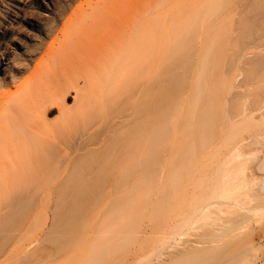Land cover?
<instances>
[{
	"label": "bare ground",
	"instance_id": "1",
	"mask_svg": "<svg viewBox=\"0 0 264 264\" xmlns=\"http://www.w3.org/2000/svg\"><path fill=\"white\" fill-rule=\"evenodd\" d=\"M134 1H137L136 4L139 2V0ZM136 4L134 3L137 7ZM261 6L264 9V0L261 2ZM132 8L135 11L137 9H134L133 6ZM101 14L103 16L102 12L99 15ZM97 15L95 14L93 17L88 15V20L86 19L87 16L83 17L86 19H84L85 21L90 22L87 30L84 29L86 26L83 27V30L82 27L81 29L78 28L80 31L73 28L75 31L71 32V37L76 39H68L69 43L67 40L60 49L58 48L59 51L54 58L52 57L54 59L53 64L47 65V67L45 64V69H41L39 73L37 71V78L34 81L24 79L25 81L20 82L25 77H23L24 71H21L10 61V57L13 55L11 48L14 47V44L10 46L8 43L3 44L0 54V81L1 84L5 85L0 84V264H113L114 262H111L114 261V256L119 255L116 250L120 252L121 249H125L126 244L128 246L131 243L129 241L131 237L134 243L132 242L133 244L128 248H132L133 245L138 247L135 246L134 251L129 250L130 252H127L129 254L127 261L132 258L130 264H170L171 262L173 264V260L177 262V259L180 260L187 252H194L200 249V246L215 244L213 247H220L223 243L225 245V242H228L226 240H230L231 236L234 237V230L235 233L236 230L240 231L253 219L252 217L258 216L264 211V204H262L264 179L261 181L262 186L260 185L261 182L256 180L262 188L258 193L259 186H255V178H253L254 182L250 180L249 183L248 175L246 178L240 177L242 179L248 178L246 182L239 178L238 173H224L219 180L220 182L217 181L216 183L213 182L216 179L215 175L213 177L208 176L210 195L215 192L212 195L213 198L193 209L188 215L170 223L165 230L156 223L158 214H160L159 208L161 211L165 208L162 198L157 203L158 194L161 190H163L161 192H165V188L167 191L172 181L171 179L165 180L170 185L165 183L164 177L167 176L168 178V172L162 166H155L151 144L149 147L151 141L152 95L150 92L152 90L150 89L152 88V81L151 84L148 81L153 77H147L149 79L145 77V80L143 77L145 74H140L144 71L140 70L148 68L150 72L149 66H152V61H150L152 57L149 58L151 40L99 39L98 35L96 39L94 31L97 27L96 29L94 27L99 21ZM160 15L156 16L158 18L155 17L157 19L155 22H158V19L160 20L162 17L163 19L166 18H164L165 15ZM168 15L166 16L168 17ZM175 16L173 17L175 18ZM170 19L173 20V18ZM164 29L166 28L164 27ZM175 30L177 29L175 28ZM161 31H158L159 34L163 33ZM93 34L95 35L93 36ZM127 35L129 36V34ZM252 41L253 46L250 48L243 47L238 52V56L240 57L242 53L243 60H249L255 55L254 51H258V54L263 56L258 65L264 68V54L261 51L264 48V39H252ZM180 57L183 60L185 58L182 51ZM114 64H117V69L119 68L118 65H121L123 70L118 69L122 72H118L119 75H117L119 80L115 83L116 91L117 89L123 90L117 88L122 84L123 87L126 86L127 89L125 87L124 89L128 91V94L125 90L120 93L117 91L121 95L119 99L115 89L116 96L113 95L114 91L112 93L104 88L109 85L108 77L115 74V71L112 72L111 70ZM135 64L138 68L135 67ZM184 66H188L185 61ZM235 68L236 62H232L230 67V72H233L231 82L236 84L237 88H243L245 85L244 73L237 72ZM117 69L116 71H118ZM136 71L141 76L139 75L138 78L135 76L136 79H134V75H138ZM132 72L136 74H132ZM76 75H80V77ZM82 80L83 86H88L90 89L84 87L90 91H86L83 86H80ZM17 82L21 85L17 88H11ZM6 86L8 87L7 91L4 89ZM71 86L76 91H79L80 88L81 92L84 90L88 92L82 93L84 96L87 95L85 96L86 100H83L87 101L89 97L91 103L87 101L88 103L83 102L79 105H86L87 107L89 105V111L94 109L97 112L101 108L100 106L105 107L103 99L106 100V104L110 100L112 103V97H114L113 102L115 101L117 104L118 101L116 106H118L117 108L120 107L119 112L113 106L114 110L109 111L110 113L107 115L111 117V114L115 112L113 114L115 120H111L113 116L111 119L109 118L111 121L107 117L106 119L109 121L105 119L108 122H102L106 125H102L100 122L101 128L98 126V129L95 128L94 130L101 132H97L100 133L99 136L103 133V136L101 135L99 138L102 139L99 142V149L101 150L109 136L114 135L121 128L131 126L129 131L127 130L130 134H126V140L132 139L130 141L124 139L127 147L124 145L125 148L114 153L113 161L112 158H110L111 161L108 160L109 158L104 161L105 159L102 157L103 162L99 161V166L96 162L97 166H95L93 163L88 164L85 159L87 144L89 143L87 142V135H89L91 128L96 127L94 125L96 123L93 124V127L91 124L89 131L90 126L83 131L85 133L88 131V134H81L69 152L62 147V143L61 146L57 141V137H60L58 134L60 128L56 127L58 130L51 128L50 125L54 122L52 123L48 119V115L53 106L59 108V113L62 114L60 117L65 113L69 114L68 112L72 108L67 106L66 98ZM81 88L84 90L82 91ZM21 89L23 91L22 96L17 98L18 91ZM102 90H105V94L106 92L111 93L110 100L108 95L107 99L105 94L102 95L103 92H100ZM90 92L91 94L88 96ZM92 93L100 98V103L98 99H94L95 95ZM78 96L79 93L77 98ZM111 103L107 106V110H110L108 108H110ZM234 104L235 102H233ZM80 107L74 111L83 110L85 112L82 109L85 106H82L81 110ZM85 109L87 110V108ZM250 111L252 113L260 112V118L264 119V87L261 88L259 99L255 105H252ZM78 113L80 112L76 114ZM93 119V122L95 119L98 120V115ZM48 127L51 129L50 133ZM46 131L47 133H45ZM94 131L93 133H95ZM263 133L243 136L234 145L232 153L229 154L234 159L245 161V165L239 169L242 174H245L248 167L249 171L252 168L251 165H257L259 170L264 171ZM57 146L60 150H57ZM170 170L172 173L176 172L172 168ZM172 176L174 175L172 174ZM162 182L164 183L162 184ZM163 187L165 188L163 189ZM254 187L258 189L255 188L257 189L255 190ZM154 196H156L157 203L154 214L157 218L152 214L151 218L154 217L152 221L141 220L137 223L134 214L138 208L135 206L139 207L142 204V214L145 218L149 211L151 213L155 200ZM144 199L147 201H145V205ZM160 202L162 204L159 205ZM224 214H233L231 217L233 219L230 218L225 221L222 217ZM42 217L45 221L39 227ZM35 224L36 227L38 225V228H33ZM242 225L244 227H240ZM203 227L209 228V231L206 232L208 236L205 237V239L209 238L207 241L192 242L193 244L186 241V237L191 231H198ZM32 229H36L37 232L33 230V233ZM229 232L231 233L230 237H228ZM242 233L244 232L242 231ZM127 235H130V237L128 236L130 239ZM225 235L228 238L219 244L220 241H223L221 240L223 237L226 238ZM146 245L149 250L145 249L147 254L141 257L140 253L144 254ZM113 248L118 249L114 250Z\"/></svg>",
	"mask_w": 264,
	"mask_h": 264
},
{
	"label": "rangeland",
	"instance_id": "2",
	"mask_svg": "<svg viewBox=\"0 0 264 264\" xmlns=\"http://www.w3.org/2000/svg\"><path fill=\"white\" fill-rule=\"evenodd\" d=\"M132 1L134 0H0V54L2 53L3 44L8 43L9 46L14 44V47L11 48L13 55L10 57V61L21 71H24L23 77H25L20 82L22 83L25 80L34 81L37 78V71L39 73L47 65L51 66L53 64V58L62 45L68 39H76L71 37V32L75 31L73 28L78 30V28L81 29L82 27L83 30V27L86 26L84 29L87 30L90 22L85 20L95 14H98L97 16L99 17L98 24L96 23L94 27L95 29L97 27L96 31H94L96 35L93 34L96 39L98 35L99 39L151 40V52L149 51L151 55L149 53V58L152 57L150 60L152 61V66L149 67L150 72L152 71L153 74L149 72L148 68L140 70L148 71L146 73L140 72V74L146 75L143 76L144 79L149 76L153 77L150 78V81L147 80L149 83L152 81V88L150 89L149 87L152 90L150 92L152 95V111L151 143L149 142V147L151 144L155 157V166H162L168 172V178L165 176L167 179L164 177V181H169L170 179L172 181L170 182V184L172 183L171 185L168 181H165L170 186L168 185L167 191L163 187L165 192H161L163 191L161 190V195L158 194L159 196L157 197V203L161 198L163 199L165 208L162 211L159 208L160 214H158L156 223L165 230L167 225L188 215L193 209L213 198L212 195L215 192L210 195L211 189L210 184H208V176L213 177L215 175L216 179L213 182L216 183L223 177L224 173H238L239 178H246L248 175V182L250 183V180L252 182L255 181V186H259V189L257 187H254V189L257 188L258 193L262 190L260 185L262 186L261 181L264 179V171L259 170L257 165H251L252 168L248 171V167L246 170L248 172L246 173L245 171V174H242L239 169L245 165V161L234 159L229 154L232 153L234 145L243 136L264 132V119L260 118V112L252 113L250 111L252 105H255V102L259 99L261 88L264 87V68L258 65L263 56L259 55L258 51H254L255 55L249 60H243L242 53L240 57L238 56L240 49L253 46L252 39H264V9L261 6L263 0H139L137 4V1ZM131 5L135 7L134 9L137 8L136 11L133 10ZM101 12L103 16L102 14L99 15ZM157 15H165L164 18L166 17L165 19L162 17L163 20L158 19L161 24L155 22ZM86 16V19L83 18ZM100 16L102 17L101 20ZM170 18H173V20ZM155 25L158 27L156 28ZM164 27L166 29L163 30ZM142 28L145 29L142 30ZM169 30L171 31L169 32ZM140 31L143 33L141 34ZM158 31L168 33H162V35ZM88 37L87 39H90ZM67 43H69V40ZM181 51L185 55L184 60L180 57ZM261 51L264 54V48ZM38 59H40L39 62ZM184 61L187 62V67L184 66ZM232 62H236L235 69H237V72L244 73L245 85L243 88H237L236 84L231 82L233 72H230V67ZM116 65L114 64L111 69L112 72L115 71V74L113 73L112 77L107 76L110 82L107 87H104L110 92L114 91V89L116 91L115 83L119 80L117 75L123 71L120 67L121 65H118V69L122 70L121 72ZM135 67L138 68L136 64ZM136 73L132 72V74ZM140 74L134 75V77L137 76L138 78ZM78 76L80 77V75ZM80 83V86H83V80ZM1 85L5 86L4 84ZM20 85L17 82L14 86L11 85V88H17ZM122 85L117 88H120V90L127 89L125 85V89ZM84 86L83 88L86 91L90 89L88 86L85 87L89 89ZM72 87L68 89L69 95L66 98L67 106L72 108L68 112L69 114L65 113V115L63 114L64 118L63 116L60 117L62 114L60 115L59 108L53 106L48 115V119L52 123L54 122V124L50 125L51 128L56 130L60 128L63 131L58 130L60 137H57V141L60 145L62 143L63 146H61L69 152V150L71 151L70 148L78 141V137L85 133L83 131L90 126L89 131L91 124L92 127L95 125L96 127L91 128L89 135H87V142L89 143L87 144L85 159L88 164L93 163L95 166L98 163L100 164L99 161L103 162L102 157L105 159L104 161H107L106 159L108 158L111 161L110 158L113 157L114 153L120 152L122 148H125V142L132 139L126 140V134H130L127 130L129 131L131 126L121 128L117 133L111 135L112 137L109 136L106 139L107 141H105L104 148L101 150L99 149V142L102 139L100 140L99 138L103 133L99 136L101 132L97 131L100 132L98 134L94 130L98 126V128H101L100 126L106 125V123L103 124L102 122L107 117L108 119L112 118L115 112L111 114V117L107 115H109V111L114 110V107L119 112L120 107L117 108L118 106H116L118 105L117 97H115L116 104L115 101L113 102L114 97L111 96L110 92L105 94V90L100 91L101 93L103 92L102 95L105 94L106 99L109 97L110 100L111 96L113 100L112 103L110 100L106 104V100L102 98L105 101V107L100 106L102 109L100 108L98 110L99 113H97L98 111L96 110L97 112H95L92 108L94 112L92 110L89 111L88 104V107L82 105L87 110L79 105V103L83 104L84 102L86 104L87 101L90 103L91 101L89 97L87 101H84L86 100L85 96H87L82 94L85 91L84 89L81 88L82 91L84 90L81 92L80 88L79 91H76ZM7 88V86L4 87L5 91H7ZM123 90L119 91L117 89L119 93L123 92ZM115 91L114 93L112 92L113 95L118 93L117 91L115 93ZM22 93V89L19 90L17 98H20ZM78 93V98L82 94L79 100L77 98ZM119 93L117 95L118 99L119 96L121 97ZM90 94L91 92L88 96ZM95 97L94 99H98L99 102L100 98ZM233 102H235L234 105ZM94 103L92 102V104ZM110 103L111 106L108 108L110 110H107V106ZM80 106L85 112L81 110ZM79 107L81 111L75 112L74 110ZM111 107L113 108L111 109ZM71 111L73 114H71ZM77 112L80 113L76 114ZM118 112L116 113L118 114ZM96 113L98 120L95 119L93 122V118L97 117V115L93 117ZM111 120H115L114 116ZM100 122L102 125H100ZM49 127V130H46L50 133L51 129ZM88 131L86 132L87 134ZM91 132L93 134H90ZM127 137L129 136L127 135ZM56 148L60 150L59 146ZM170 168L177 173H172ZM253 178H255L254 181ZM247 179L242 180L247 182ZM257 179L259 183L261 182L260 185L257 183ZM154 199L151 213L150 211L146 215L144 213L145 218L142 214V204L139 205L138 203L139 207L135 206V208H138L137 210L134 208V217L136 216L137 223L141 220H145V222L152 221L154 218H151L152 214V216L157 218L156 214H154L156 213L157 205L156 196H154ZM145 201L146 199H144ZM262 202L264 204V199H262ZM160 204L162 203L160 202ZM224 215L222 217L225 221L233 217V214ZM252 218L247 224L245 223V227L244 225L240 226L244 227L241 228L244 233L240 229L241 232L236 230V233L239 231L236 234L234 230L233 235L237 239L233 236L230 237L231 233L229 232L228 237H230V240H226L228 242H225V245H223V242L224 239L228 238L226 235V238L223 237L221 239L223 241L219 243L221 244L222 242V246L213 247L215 244L200 246V249L194 252H187L180 260L177 259V262L173 260V264L178 262H181L178 264H264V211ZM44 221L45 219L42 217L39 227ZM220 223L223 222L220 221ZM35 227L36 224L33 228ZM36 228H38V225ZM208 229L203 227L198 231H191L186 237V241H189L190 244H193L192 242L207 241L209 238L205 239V237L208 236L206 233L209 231ZM33 230L35 231L36 229H32V232ZM38 231L40 232L39 229ZM33 233L32 235H34ZM128 236L130 237V235ZM129 237L128 239H130ZM129 241L131 243L128 246L126 244L127 248L134 243L132 237ZM147 245L145 246L146 248L144 247V254L140 253L141 257L147 254V251H145V249L149 250ZM126 246L125 249H121V253L116 250L118 248H113L119 255L114 256V261L111 263L130 264L129 262L132 258L127 261V255H129L127 252L134 251L138 246L133 245L132 248L128 249Z\"/></svg>",
	"mask_w": 264,
	"mask_h": 264
}]
</instances>
